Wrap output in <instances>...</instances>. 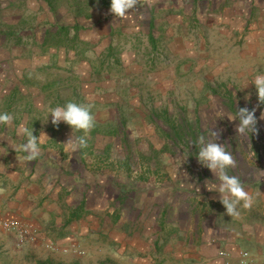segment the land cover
I'll return each instance as SVG.
<instances>
[{
    "label": "crops",
    "instance_id": "0c3cea01",
    "mask_svg": "<svg viewBox=\"0 0 264 264\" xmlns=\"http://www.w3.org/2000/svg\"><path fill=\"white\" fill-rule=\"evenodd\" d=\"M247 3L264 26V0H160L146 18L96 7L53 19L41 4L32 28L21 14L8 19L12 1L0 5V112L13 117L0 125V217L35 235L19 245L0 231V264H264V167L241 180L253 206L230 217L198 149L174 166L163 142H138L139 125L174 116V105L204 107L217 67L264 73V30L243 44L230 34ZM68 101L94 117L75 152L71 129L47 117ZM24 129L37 136L35 156Z\"/></svg>",
    "mask_w": 264,
    "mask_h": 264
},
{
    "label": "rangeland",
    "instance_id": "374dc122",
    "mask_svg": "<svg viewBox=\"0 0 264 264\" xmlns=\"http://www.w3.org/2000/svg\"><path fill=\"white\" fill-rule=\"evenodd\" d=\"M7 1L8 0H0V5H5ZM9 1H12L14 5L12 6V11L5 12L6 14L12 15L8 17V19L14 20L15 15L21 14L23 16L22 18L25 19V21L27 20L30 24L29 28L36 26L34 25L35 20L43 10H41V4L46 7V18L49 17V12H51L53 19L54 15L56 16L57 14L61 19H67L73 16L82 17L83 15L91 14L92 9L95 10L96 7L109 10L110 6V0H44L49 2L47 4L42 0ZM26 1L28 7L25 10L24 4ZM156 1L160 0H137L134 8H137L142 17L146 18L150 15L151 8ZM19 3H23V9L21 11L17 10V8L13 10V7ZM246 5L244 13L236 14L239 16L238 21H240L241 18L240 22L242 23L240 24L237 22L236 26H233L230 31V34L233 33V37L238 39L239 44L244 43L245 37L251 39L252 35L250 36V33L257 35L261 34L264 30V26L260 25V22L263 23L261 20L256 23V26L254 25L258 20V15L254 13L252 7H250L248 3ZM249 15L251 18L253 16V19H249ZM245 21H247V24H244ZM217 26L220 27L219 25ZM251 41L254 42L255 39H251ZM150 56L152 58L155 57L154 52ZM230 71L231 69L228 66L217 67L216 76H213V83L216 85V91H212V97L204 98L206 103L204 107L189 109L188 112H186V109L180 108L181 106L178 103L176 107L175 105L173 106L174 108L172 111L176 112L174 116L171 115L166 118L160 117L161 122L159 123H155V121H153L154 123L152 121L149 123L147 122L149 128L147 124H140L141 132L143 133V131H145V138L138 142H142L144 146L147 145L150 148L154 145H152V143L159 144L163 142V148L173 150L172 162H170L172 165L177 166L181 164L180 162L182 159H188V162L191 164V159L193 157L186 155L188 152L189 154L191 153L188 149L199 148L196 141L200 135H204L206 139H214V137H210L209 135L210 131H212L217 134L216 142L224 144L228 152L231 150L235 165L228 169V174L231 173L232 175L238 176L241 180L244 176L251 177L253 171L255 174H258L264 167L262 166V163H264V103L258 101L250 75L242 74L234 77L232 74H228ZM260 72H262L261 68L257 67L254 69L252 77ZM229 86L236 87V91L231 92L233 88H228ZM192 93L193 91H189L190 96ZM174 99L180 98L174 93ZM207 99L210 100L208 101ZM233 101L234 103L236 102L235 106ZM242 107H246L250 110L255 109V116L257 118V131L248 136L241 135L236 131L239 123L237 120H230L228 118ZM148 135L149 137L159 136L162 140H152ZM184 149H187L188 152H184ZM156 158L157 157H155V159ZM154 161L155 160H153L151 164H154ZM158 163V169L161 170L164 168L162 161L158 160ZM212 173L213 172H210L209 175H212ZM176 183H179V181H176ZM177 189L181 188L177 187Z\"/></svg>",
    "mask_w": 264,
    "mask_h": 264
},
{
    "label": "clouds",
    "instance_id": "9594fccd",
    "mask_svg": "<svg viewBox=\"0 0 264 264\" xmlns=\"http://www.w3.org/2000/svg\"><path fill=\"white\" fill-rule=\"evenodd\" d=\"M137 0H110L109 11L116 18L125 17L128 10L133 9ZM258 101L264 103V73L256 74L252 80ZM51 115V123L58 126L60 123L66 124L72 131V136L65 143L73 152L86 147V134L93 127L94 117L91 114L90 107L74 101H68L62 105L51 108L47 117ZM230 120H237L236 131L241 135L248 136L257 131V118L255 109L246 107L235 111V114L228 117ZM13 117L8 112H0V125H8ZM27 134V141L22 145L24 151L35 156L39 152L37 136L33 135L32 130L24 129ZM74 132H81L82 135L73 138ZM210 137L206 139L204 135L197 138L196 144L199 145L196 153L198 162L214 173L219 180V184L214 187L220 194V202L230 217H240L241 209H249L253 206L254 199L245 189L241 179L235 175H229L228 169L235 165V161L224 144L216 142L217 134L210 131Z\"/></svg>",
    "mask_w": 264,
    "mask_h": 264
},
{
    "label": "built area",
    "instance_id": "2783aa9c",
    "mask_svg": "<svg viewBox=\"0 0 264 264\" xmlns=\"http://www.w3.org/2000/svg\"><path fill=\"white\" fill-rule=\"evenodd\" d=\"M0 231L13 232L17 244H23L28 240H33L35 235L30 226L18 221L0 217Z\"/></svg>",
    "mask_w": 264,
    "mask_h": 264
}]
</instances>
